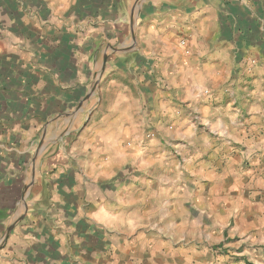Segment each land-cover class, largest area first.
I'll return each mask as SVG.
<instances>
[{
    "label": "crops",
    "instance_id": "crops-1",
    "mask_svg": "<svg viewBox=\"0 0 264 264\" xmlns=\"http://www.w3.org/2000/svg\"><path fill=\"white\" fill-rule=\"evenodd\" d=\"M0 213V264H264V0H0Z\"/></svg>",
    "mask_w": 264,
    "mask_h": 264
},
{
    "label": "trees",
    "instance_id": "trees-1",
    "mask_svg": "<svg viewBox=\"0 0 264 264\" xmlns=\"http://www.w3.org/2000/svg\"><path fill=\"white\" fill-rule=\"evenodd\" d=\"M5 214L4 213H0V218L3 217Z\"/></svg>",
    "mask_w": 264,
    "mask_h": 264
},
{
    "label": "rangeland",
    "instance_id": "rangeland-1",
    "mask_svg": "<svg viewBox=\"0 0 264 264\" xmlns=\"http://www.w3.org/2000/svg\"><path fill=\"white\" fill-rule=\"evenodd\" d=\"M5 19H7V18H5ZM130 26V25H129ZM92 90H94V89H92ZM92 92V91H91Z\"/></svg>",
    "mask_w": 264,
    "mask_h": 264
}]
</instances>
